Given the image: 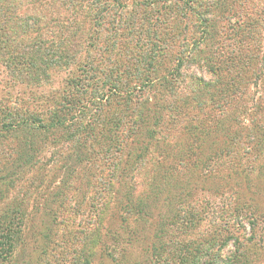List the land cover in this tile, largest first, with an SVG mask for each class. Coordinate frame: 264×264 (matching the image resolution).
Returning a JSON list of instances; mask_svg holds the SVG:
<instances>
[{
  "label": "rangeland",
  "instance_id": "1",
  "mask_svg": "<svg viewBox=\"0 0 264 264\" xmlns=\"http://www.w3.org/2000/svg\"><path fill=\"white\" fill-rule=\"evenodd\" d=\"M93 2L0 0V31L3 26L16 23L14 36L8 35L0 40V104L3 105L0 108L7 111L9 107H18L27 113L50 115L63 107L62 98L69 96V81L79 76L78 70L86 64L96 65L99 55H102V61L98 63L93 94L108 97L104 119L116 113V109L109 105L110 97L114 95L106 86L109 78L106 68L111 65L107 59L123 56L121 63L125 69L134 72L139 57L152 50L153 71H158L161 66L174 69L176 59L182 57L178 68H181L183 76L186 73L189 76L195 74L211 80V74L198 64L204 63V60L200 55L193 54V47L190 46L189 51L185 52L188 40L197 39L200 35L196 30L200 25L195 20L197 14L188 19H179L183 7L196 9L191 0L184 3L180 0L161 3L152 0H107L97 9H94ZM201 2L200 11H206L202 15L211 21L210 29L216 36L203 57L214 56L212 60L218 65L228 58L232 50L241 51L245 47L241 44L243 37L256 39L257 45L247 43L251 46L250 51L253 48L264 52V0H209L210 8L203 0ZM84 5L87 8L92 5L94 15L107 11L106 28L95 38L89 30L90 25L86 27L92 19L82 11ZM45 8L50 11L43 12ZM51 11L55 13L53 20L66 19L67 25L55 26L54 21L50 22ZM40 15H44L45 19H40ZM12 18L14 21L11 23ZM24 18L27 23L20 21ZM127 24L131 27L122 28ZM59 27L64 31H59ZM236 31L239 36L235 35ZM74 41L77 47L72 52L66 46H72ZM107 41L115 45V50ZM165 45L168 48H164ZM250 51L242 50L241 53L246 56ZM29 62L34 66L27 65ZM147 67L148 63L145 69ZM152 70L146 71V74ZM146 74L144 70L143 79L147 78ZM123 75L127 76L126 72ZM149 79L153 80L152 77ZM195 84V81L188 82V88L184 90L185 100L192 95L191 85ZM224 88L226 91L227 86ZM243 89L248 93L249 109H252L249 113L233 106H226L222 113L213 103H209L207 108L193 103L183 107V92L176 103L179 111L174 112L173 101L165 90L156 91L145 80L129 81L127 90L134 93L136 101L149 98L152 102L157 99L166 102L168 109L163 112L160 125L155 127L159 137L177 140L184 145L189 133L197 134L198 130L204 132L209 127L214 134L213 140V134L206 133L208 142L203 144L199 140L196 143L197 152L192 155L189 169H183L177 177L176 181L185 184L181 192L184 196L176 197L173 187L163 184L160 196L163 200L169 198L170 202L166 201L162 209L157 208L153 201V172L156 169V180L161 181L163 167L157 168L156 160L161 166V163H168V159L162 157L164 154L154 153L153 145V160L149 159L151 163L142 168L140 175L130 174L126 177L118 174L117 178L116 174L110 176L116 170V163L122 166L128 152L127 142L121 137L125 128L114 130V133H121L113 142L118 154H101L99 151L103 148L96 146L93 149V144H90V149L80 150L75 149L72 143H64L69 136L75 140L79 133L74 143L79 145L94 121L101 120L102 112L90 116L89 110L70 107L68 117L72 119L66 124L70 123L71 129L59 127L54 130L48 143L39 142L26 147L27 133L2 134L0 230L9 228L18 233L13 241L15 247L12 254H8L9 247L3 244V257L8 258L1 260L0 264H31L32 260L37 264H143L145 246L143 242L133 243L141 242L136 239V234L140 237V229L146 222L145 216L142 214L141 218L136 209L142 201L148 217L154 219L151 238L154 232L158 236L162 234L159 223H169L171 220L178 227L189 226V229L186 227L187 232L183 230L177 240L184 244L192 241L195 246L202 242V247L207 246L204 248L207 251L204 254L207 264H264V77L259 86H244ZM65 90H68L67 94ZM76 97L78 92L70 96V100L75 101ZM2 124L3 121L0 127H3ZM227 135L228 138H224ZM132 139L134 137L129 141ZM31 156H34V166L22 168V163ZM193 162L203 167L197 173H202L204 184L200 181L192 184L195 180L192 178ZM127 185L136 189L131 190L136 205L131 204L128 209L118 205L126 197V192L130 191ZM205 185L208 190L203 189ZM213 187L214 190L209 191ZM196 212L198 218L194 217ZM113 216L120 219L116 225ZM192 217L194 226L188 223ZM49 225H52V237L39 241V231L43 232ZM176 226L167 225L170 230L168 234L175 231ZM1 241L5 242L6 239ZM171 248L176 252L175 247ZM176 256L167 254L161 263L169 264Z\"/></svg>",
  "mask_w": 264,
  "mask_h": 264
},
{
  "label": "trees",
  "instance_id": "2",
  "mask_svg": "<svg viewBox=\"0 0 264 264\" xmlns=\"http://www.w3.org/2000/svg\"><path fill=\"white\" fill-rule=\"evenodd\" d=\"M107 0H94L93 4H95L94 9H97L100 5L104 4ZM153 2L161 3L163 1L168 2L171 0H152ZM179 1V0H177ZM182 3L185 2V0H180ZM202 0H191V3L195 6L196 9H193L192 7L186 6L181 9L182 16H179V19L185 18L188 19V17H192L193 15H196L198 17H195L196 21L200 22V25L198 26V29L196 27L197 33H200L199 37L197 39H193L190 41L188 40V43L185 47H187L188 52L190 49V46H192V51L194 52V55H200V57L204 60V63H198L201 66L205 68V71L208 74H211V80L207 81L205 78H199L195 76V74H192L189 76V74L186 73V75H182L181 68H178V64H180L183 60L182 57H179L176 59V68H172L169 70L165 66H161V69H158V71H153V65H152V50L151 53L143 54L139 57V63L138 67H136L131 72L127 69H125V66L123 63H121L122 59L121 56L119 59L114 60H108L107 63H110V67L106 68L107 73L109 74V78L107 79L106 86L109 87V89L112 90L113 95L110 97L109 105L112 106V108L116 109V113L113 116L107 117V119H104V113L105 109L107 107L106 101L108 97L106 95H99V94H93L94 87L93 83L95 82V77H97V67L99 61H102V55L98 56L96 65L94 63L86 64L83 69L78 70L77 76L74 80L73 78L69 81V96L63 97L61 101V105L63 106L60 109H56V111L52 112L50 115L40 114V113H27L22 108H13L9 107V109L6 111L2 108H0V118L1 122H4L2 124L3 127H0V136L4 134V136L13 135L17 132H25L27 133L25 146H34V144L39 142L48 143V140L50 139V136L52 135L54 130H57L59 127H63V129H71V125L66 124V122H71L72 117H68V113L71 111L70 107L77 106L76 108L84 109L85 111L89 110L90 116H95L96 113L102 112V118L101 120L94 121V124L87 130V132L84 133L82 139L79 141V145L74 144L75 140L77 142V139L79 137V133H77V137L69 136L64 143H72L73 147L75 149H90L91 145L93 144V149L96 148V146H101L103 149L99 151V153L103 154V152L107 155H113L118 154L117 150H114L116 143H113L116 141L117 138L120 137L121 133H114V130L117 128H125L124 131H122L121 137L126 140L127 145V154L124 156L125 161L120 166L118 163L114 165V168H116L113 175L110 177H113L115 174L118 178V174L122 176H138L142 172V168H146L153 160L152 152H151V146L153 145V152L158 154H164V159H168V163H161V166L159 165L160 162L158 159L156 160V167L161 168L163 167L162 175L163 179L161 181H157L155 177V170L153 172L154 177V184H153V201L155 203V206L157 208L162 209L163 205L167 202H170V199L167 200L164 198V200L161 198L160 192L161 187L163 184L166 187H173V192L176 194V197L184 196V193H181L182 190L185 188V184L182 183V181H176L177 177L179 178V175L183 169H189L188 164L192 163V155L194 152H197L196 150V143L201 140V142L207 143L208 138L206 136V133H212L207 127V129L203 132L201 130L196 131L197 134H191L186 137V140L184 141V145L180 143V141L177 140H171L170 138L166 137H159V133L155 130V127L157 128L161 122L162 114L163 112H166L168 107L166 102L163 100H155L154 102L149 101V98L146 99H140L137 100V97L134 95V93L129 92L127 90V86L129 84V81L131 80H137L138 82H142L145 80V82H150L151 88L155 89L156 91L165 90L166 93H168L169 97L172 99V108L174 112H178L179 108H177V104L180 100V97L182 95V92L184 93L185 88H188V82L189 81H195V85H191V88L193 89L192 95L188 97L185 100V93H184V101L182 103V106L189 107L190 104H198L199 107H209V103H213L217 105L216 108H218V111H222V113L225 112L226 106H233L234 108L238 109L239 111L246 110L247 113H249L252 109H249L250 101L247 96V91L243 89L244 86H252L254 85L259 86V83L263 80L264 77V52H261L259 50L251 49L249 50V45H247L248 42H252L253 45H257V41L254 38L250 37H243V41H241V44L245 47L241 49V51L248 50L250 51L248 54L246 53V56L242 55L240 49L239 50H232L226 58V60H222L218 63V65L213 61L214 56H208L203 57L205 54V51L211 47V45L214 43V39L216 38L215 32L211 31V21L205 18L202 14H206V11L201 9V2ZM205 2V5L210 8L211 2L209 0H203ZM88 2V1H87ZM215 3V2H214ZM92 4V5H93ZM106 4V3H105ZM187 4V2H186ZM8 5V3H7ZM92 5H90V8H87L85 5L82 6V11L87 14L89 18L92 19L86 27H89L90 25V32L92 35H94V38L96 35L102 34L104 29L106 28V21L107 17L106 14L107 11H100L99 13H96L95 15L91 12L94 11L92 8ZM189 5V4H188ZM50 11L49 9L45 8L43 12ZM210 10H208V13L210 14ZM2 13V12H1ZM53 15L55 13L52 11L50 12L49 21L55 22V26L60 24L61 26L67 25L66 19L61 20H53ZM40 19H45L44 15H40ZM16 19V18H15ZM27 23V21L24 19H20V21H23ZM52 20V21H51ZM14 21L12 18L11 23ZM256 22V21H255ZM10 23V24H11ZM16 23H13V25L3 26V29L0 31V40H4V37L14 36V31L16 29L15 27ZM128 26H122V28L131 27L130 24H127ZM103 29V30H102ZM186 28L184 30V34L186 35ZM59 31H64L59 27ZM189 31V30H188ZM7 32V33H6ZM235 35L239 36L238 31L235 32ZM67 39L65 38V41ZM64 42V41H63ZM240 43L239 41L237 42ZM107 44H110L112 46V49L115 50V45L112 44L110 41H107ZM168 48V45H165ZM67 48L69 47L70 50H73L77 47L76 41L73 42L72 46L67 45ZM57 48H60V46L57 45ZM108 48V47H107ZM184 48V47H183ZM3 49V48H2ZM172 49V48H170ZM169 49V50H170ZM261 50V48H259ZM0 52L1 49H0ZM158 52V49H157ZM184 52V53H185ZM130 54V53H129ZM157 54V53H155ZM181 55V54H180ZM193 55V56H194ZM183 56V55H181ZM96 55L94 56V58ZM138 59V58H137ZM192 59V58H191ZM19 60V59H18ZM21 61V59H20ZM148 63L149 67L145 69V64ZM226 65L224 66V64ZM29 66H34L32 62L27 63ZM104 65V64H103ZM107 67V65H106ZM105 69V68H104ZM154 69V68H153ZM144 70L145 74L146 71L152 70L151 73H147V78L143 79L144 76ZM157 70V69H156ZM120 72V74H119ZM127 74L123 75V73ZM107 74V75H108ZM130 77H129V76ZM150 77L153 78L149 79ZM175 81L172 83V80ZM225 86H227V90L225 91ZM77 91H76V90ZM89 89H92V91H88ZM72 90V91H71ZM119 91V94L117 91ZM68 90H65L64 93L67 94ZM78 92V97H76L74 100H70V96ZM157 96V95H155ZM187 97V96H186ZM251 98V97H250ZM182 99V100H183ZM197 99L200 103H197ZM70 101V102H69ZM253 102V99H251ZM69 102V103H68ZM185 102V103H184ZM113 104V105H112ZM248 104V105H247ZM3 106L2 104H0ZM89 105H92L89 107ZM248 106V107H247ZM245 108V109H244ZM95 111V112H94ZM64 113V114H62ZM67 115V116H66ZM47 118H43V117ZM3 117V118H2ZM8 123V124H7ZM6 124V125H5ZM86 130V129H85ZM129 130V131H128ZM3 132V133H2ZM215 132V129H214ZM213 134V133H212ZM211 134V135H212ZM229 135V133H227ZM224 136V138H228ZM132 137L135 139V144L133 143L132 139L129 141ZM212 137H214V134ZM215 139V138H214ZM91 141V143H89ZM155 142V144H150ZM160 144V146H159ZM174 144V147L172 146ZM36 153V152H35ZM109 155V156H110ZM119 159V163L122 162L123 158ZM86 158V157H84ZM129 159H131V162L128 163ZM151 159V160H149ZM80 161L79 162H84ZM187 161V162H186ZM118 164V165H117ZM22 168H31V166H34V156H31V158L28 159V161H25V163H22ZM117 165V166H116ZM194 170H193V179L194 184H198L199 181L203 183L204 177L201 175L202 173H197L198 171L203 169L202 166H200L198 163H194ZM187 166V167H186ZM157 174L159 175V171L157 170ZM152 176V173L150 174ZM206 177V175H205ZM176 178V179H175ZM126 182L128 178L125 179ZM165 181V182H164ZM204 184V183H203ZM144 185V183H143ZM126 187V186H125ZM134 187V186H133ZM130 189V191L126 192V197L123 198L122 201L118 205H120L122 208H130L131 204L136 205L134 201V194L131 192V190H136L135 187L132 189V186L127 185V189ZM206 189V185L203 187V189ZM204 189V190H205ZM113 188H111L112 193ZM152 190V186H151ZM178 190H181L180 192ZM208 190V189H206ZM213 191L214 187L209 189V191ZM163 196V195H162ZM186 202L184 201V204ZM146 205H144V202L142 201L141 204H138L136 206V209L140 212L141 218L143 215L145 216L146 222L145 225L140 229V237L138 234H136V239L141 242H133L137 244H141L143 242L146 253L144 258L143 264H162L161 260L167 255V254H176V258L173 257V260L169 264H207L205 262L204 254L207 253L205 251V247H202L201 244H197L195 246L192 241H187V244H184L180 240H177L180 238V235L182 234V231L184 230L187 232L188 229L178 227L176 226L177 223H174L176 226L175 231H173L171 234L169 228H167V225H170L173 223L171 220L169 223H159V232L161 231L162 234L155 232L152 235V238L150 237L151 228L154 225V219H150L148 216L149 214L144 209ZM143 214V215H142ZM51 216V215H50ZM198 218V213L196 212L195 216ZM114 218V225L118 224L120 222V219ZM121 220L123 221V217H121ZM181 220V219H180ZM123 223V222H122ZM188 223L191 226H194V219L193 217L188 220ZM55 225V224H54ZM190 226V227H191ZM154 227H157L156 225ZM173 228V227H170ZM137 233V231H135ZM18 233V232H17ZM17 233L12 231L11 229H3L0 230V262L4 259H7L8 257H3V247L4 245L9 247L8 254H12L13 248L15 247L13 245V241L17 238ZM53 229L52 225H49L46 230L43 232L39 231L40 240H48L52 237ZM6 234V235H5ZM166 234V235H165ZM177 234L175 237H171ZM169 236V238H168ZM154 237V238H153ZM171 237V238H170ZM157 238V240H156ZM169 241H167V239ZM2 239H6L5 242H2ZM173 240V241H171ZM216 242V241H215ZM4 244V245H3ZM209 246V245H208ZM171 247H175L176 252ZM205 248V249H204ZM212 248V247H211ZM174 252V253H173ZM30 262V261H29ZM204 262V263H203ZM90 263V261H89ZM31 264H37L34 263V260H32ZM135 264V263H133Z\"/></svg>",
  "mask_w": 264,
  "mask_h": 264
}]
</instances>
